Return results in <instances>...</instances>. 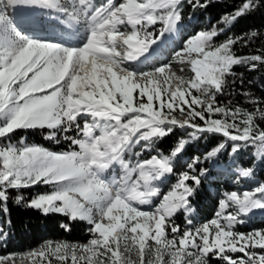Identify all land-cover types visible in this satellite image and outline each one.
I'll return each instance as SVG.
<instances>
[{
	"label": "snow or ice",
	"instance_id": "1",
	"mask_svg": "<svg viewBox=\"0 0 264 264\" xmlns=\"http://www.w3.org/2000/svg\"><path fill=\"white\" fill-rule=\"evenodd\" d=\"M212 2L73 0L69 8L60 0H0V237L7 235L3 225L11 224L13 192L20 193L16 204L66 217L65 231L73 222H86L90 237L84 243L47 240L26 253L0 255V264H264V227L237 230L254 209L264 210V182L242 194L224 193L211 220L194 225L189 215V227L182 228L174 217L195 211L191 199L208 170L198 168L195 157L178 171L189 143L184 139L170 155L141 158L144 149L179 128L190 129L192 139L224 138L205 159L229 146L236 156L255 146L254 158L264 165V128L257 123L264 121V100L252 101L253 111L218 100L234 66L264 65V51H233L240 42L247 46L257 31L217 43L225 28L213 26L192 34L168 62L149 70L133 67L148 60L166 33L179 30L186 6L204 10ZM21 4L82 24L81 42L24 34L8 11ZM261 8L264 0H240L220 22L230 27ZM29 130H47L44 139L56 144L62 137L69 150L29 144L24 137L13 141L17 131ZM117 169V175H107ZM238 176L252 179L255 171L241 167ZM157 182L168 190L162 194ZM36 186L51 190L26 200L23 190Z\"/></svg>",
	"mask_w": 264,
	"mask_h": 264
},
{
	"label": "trees",
	"instance_id": "2",
	"mask_svg": "<svg viewBox=\"0 0 264 264\" xmlns=\"http://www.w3.org/2000/svg\"><path fill=\"white\" fill-rule=\"evenodd\" d=\"M239 3L240 0H213L209 7L204 10H193L186 6L183 9L182 22L190 25L194 32L210 30L213 26H216L218 29L225 28L224 33L216 38L217 43L222 42L229 35L240 36L251 31H257L259 35L252 38L247 46L243 42H240L233 46V51L238 56L259 54L261 51H264V8L240 18L230 27L220 22L221 17L226 13L233 12ZM233 72L235 75L227 77L228 86L225 94L218 96V100L224 104L231 102V106L233 107L240 106L248 111L255 110L256 104L252 101L257 99L264 100V65L259 66L256 70H249L244 65H236L233 67ZM245 93H249L250 95H245ZM257 123L260 127L264 128V121L257 120ZM46 131H17L13 136V141L18 142L21 137H24L30 143L43 145L47 148H54L59 151L69 150V142L63 140L62 137L59 144L45 140L44 135ZM189 131L191 130L186 129L183 132L177 128L173 134L158 141L154 148L163 155H170L179 140H187L189 143L180 155L179 161L187 159L189 162L190 159L199 157L200 163L198 168L208 170L209 175L202 178V184L198 189L197 195L191 199V207L195 209L193 217L196 220L193 224L196 225L199 222H206L214 216L219 208V192H241L239 187L232 184L237 179L240 182L243 181L242 178L235 175V172L239 168L252 167L255 171L254 178L259 183L264 182V165L260 164L259 159L254 158L257 155V148L255 146L242 148L239 156L233 154L229 146L217 157L205 159L208 151L223 142L224 138L221 135H203L199 139H192L188 135ZM69 135H75V133H69ZM234 160L235 163L233 164ZM218 170L228 171V178L221 181L220 177H214ZM44 191L43 188L36 186L23 190L22 194L27 200L31 199L36 193ZM17 194L20 193L13 192V199L8 202L11 224L3 225L7 233L6 237H4L6 244L2 245L4 252L35 247L47 240L84 243L90 238L86 222H73L72 230L70 232L65 231L61 228V224L68 222L66 217L59 214L45 215L38 210L25 207L23 203L16 204L14 198ZM7 218L9 217H4V219ZM186 218L185 213H177L174 217L175 222L180 224L182 228L189 227L186 223ZM245 218L252 221L254 225L264 227V210L255 209L253 213H250ZM247 228L249 227L243 226L241 229L245 230ZM209 264H223V261L212 259L209 261Z\"/></svg>",
	"mask_w": 264,
	"mask_h": 264
},
{
	"label": "rangeland",
	"instance_id": "3",
	"mask_svg": "<svg viewBox=\"0 0 264 264\" xmlns=\"http://www.w3.org/2000/svg\"><path fill=\"white\" fill-rule=\"evenodd\" d=\"M95 2L97 4L102 3L103 0H95ZM60 4L62 6H66V7H71L73 4V0H60ZM12 9L13 8H8L9 14L11 15L13 22L16 24V26L18 27V29H20L24 34L28 35L29 33H31V31L33 30V28H29V26H24V25H20L19 24V19L21 17H14L13 13H12ZM22 12L24 16L29 15V11L26 10L24 7L22 8ZM37 16L39 19H37V22L39 23L38 29L39 31H41L42 33H44L46 35V37L42 38V39H46V40H55L57 42H61V41H65L68 40L69 37H72L71 39V43L72 44H78L81 41L77 38V33L79 32L81 35L83 34V25H76L74 22H71L75 25L76 28L72 27V26H68L67 23L69 22H64L63 18H62V14L57 13L55 10L52 9H45V8H41L39 6H37ZM157 28H159V25H157ZM33 32V31H32ZM199 32V31H197ZM58 33H62L63 38H59L58 37ZM196 32H194L192 30V28L190 27V25L185 24L183 22H181V24L179 25V30H178V35L177 37L172 41L169 42L167 45H162V39L171 35V33H166L164 35V37H162L160 39V41L158 42V45H154L153 46V51H152V58L148 59L146 61H144L141 64L138 65H133V67H139V68H143L144 70H149V68L153 65H157L160 62H168L169 60L172 59V56L174 54V51L179 50L183 43L192 35ZM179 67L180 65H175V70L177 71V74L179 73ZM90 119V118H89ZM83 123V121L81 122ZM182 131H185V129H180ZM29 144H35V143H30L29 141H26ZM54 151H59L56 150L54 148H50ZM140 151V148H136L134 149V151ZM161 154L160 152H158L154 147L152 148H146L141 152V158H150L151 155H158ZM163 155V154H162ZM133 160L136 159V157H131ZM186 163L184 164L183 163ZM188 163L187 159L184 160H180L179 164L182 165L184 164L183 168H178V171H182V170H187L186 169V165ZM118 169L116 170V172H111L108 173L107 175H117L118 174ZM228 171L226 170H218L216 172V175H214V177H220L221 181H223L224 179L228 178ZM235 175L237 177L238 176V171L235 172ZM213 177V178H214ZM243 181L240 182L238 179L234 182H232V184H234L236 187H239L241 189L240 194H242L244 191L250 190L252 188H254L255 186H257L258 181L257 180H251V179H246V178H242ZM175 179L173 178L171 183H174ZM158 186L161 187V192L162 194L164 192H166L168 190V188L165 185H160L159 182H157ZM43 188L45 191L44 192H49L51 189L48 186H38ZM43 193V192H41ZM224 198V193L223 192H219V201L221 199ZM155 202H158L155 201ZM144 208H148L149 206H143ZM219 210V208H218ZM217 210V211H218ZM233 209H229L228 211H232ZM255 210V209H254ZM253 210V211H254ZM253 211L251 213H253ZM192 213H188L186 214L187 216H192ZM215 215V214H214ZM214 217V216H213ZM212 217V218H213ZM211 218V219H212ZM210 219V220H211ZM209 221V220H208ZM193 222H196L195 218L193 217ZM204 222H199L196 225H200ZM243 226H248L249 228L242 230L241 228ZM89 227V226H88ZM262 226L260 225H254L252 221L247 220L245 218V223L241 224V225H237V230L241 231V232H248L251 231L253 228H261ZM247 230V231H246ZM54 241H62V240H54ZM6 243L4 242V237H0V255H6V254H11V253H26L27 251L31 250V249H35L37 248V246L35 247H31V248H27V249H23V250H16V251H8V252H4L2 249V245L4 246ZM256 251H260L259 249H256ZM235 255H241V254H235Z\"/></svg>",
	"mask_w": 264,
	"mask_h": 264
},
{
	"label": "bare ground",
	"instance_id": "4",
	"mask_svg": "<svg viewBox=\"0 0 264 264\" xmlns=\"http://www.w3.org/2000/svg\"><path fill=\"white\" fill-rule=\"evenodd\" d=\"M25 8L26 10L29 11V15L24 16L23 12H22V8ZM12 8V7H9ZM37 6L35 5H31V4H21V5H17L15 8L12 9V13L14 15V17H21L19 20V24L20 25H24V26H29V28H33V32L31 31V33H29L28 35L37 38V39H42L44 37H46V35L44 33H42L41 31H39L38 26L39 23L37 22V19H39L37 16ZM68 26H72L74 28L75 25L71 22L67 23ZM178 35V31L171 33V35L165 37L162 39V45H167L169 42H172ZM58 37L59 38H63L62 33H58ZM153 56L151 55L148 59H151Z\"/></svg>",
	"mask_w": 264,
	"mask_h": 264
}]
</instances>
